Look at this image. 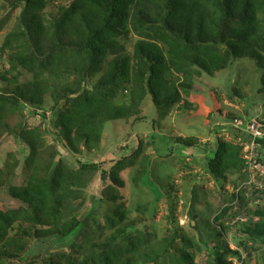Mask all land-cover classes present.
<instances>
[{
    "label": "rangeland",
    "instance_id": "rangeland-1",
    "mask_svg": "<svg viewBox=\"0 0 264 264\" xmlns=\"http://www.w3.org/2000/svg\"><path fill=\"white\" fill-rule=\"evenodd\" d=\"M33 1L0 0V260L180 264L185 247V264H264L241 231L264 222V144L248 128L264 126V0L255 39L231 0H208L212 17L183 0L184 18L133 0L103 53L77 62L115 4ZM218 140L238 154L211 166Z\"/></svg>",
    "mask_w": 264,
    "mask_h": 264
},
{
    "label": "trees",
    "instance_id": "trees-1",
    "mask_svg": "<svg viewBox=\"0 0 264 264\" xmlns=\"http://www.w3.org/2000/svg\"><path fill=\"white\" fill-rule=\"evenodd\" d=\"M15 1H18V2L19 1H26V2H28V6L26 9H28L27 10L28 12H33L34 7H35V1H33V0H15ZM82 1H84L83 6L84 5L86 6V4L89 6L88 3L90 1H93V0H82ZM102 1L105 2V4H108L110 1H112L115 4L112 7V8H114V10L108 11V8L99 10L98 13H99L100 17H99L98 21H99V24H101V27L99 28L97 33L94 32L95 35L93 37L86 38V40L83 41L82 44H80V46H76L75 49H73V51L71 50L72 53L69 52V54H72V58L75 56L77 57L80 55H84L86 57L82 56V59H84V60L87 59V61H89V59L93 60L92 59L93 56H97V52L103 53V50L105 48L103 46H105L107 44L110 37H113L115 35L114 32H115L116 27L114 25L117 23V21L118 22H119V20L121 21V19L124 17V15H126V12L129 11L130 4L133 2V0H102ZM182 1L183 0H173V1L169 0V2H171L173 5L172 11L174 12V14L178 13L179 18H184V14L182 13V11H180V9L184 8V6L182 5ZM207 1L208 0H205V1L190 0L189 4H187L189 6V12H190L189 15L191 16L192 14H194V12H196V11L198 12V10L200 8V9L205 10V14H208V16L209 15L211 17L214 16V15H212V9L211 8L209 11V7H208L209 2H207ZM216 1H217L216 8L219 7L220 9H221V6L223 5V3L226 2V1L221 2L220 0H216ZM226 4H227V7L231 6L234 11L239 12V13H237V12L236 13L240 17V20L241 19L243 20V25L237 26V29L239 30L238 32L240 33L241 30H243L245 28V30H247L249 32V34H251V36L255 39L254 36L256 34V32H255L256 25L254 23H256L255 20H256V14H257V10H258L257 5H261V1L260 0H231L230 2L227 1ZM119 5H122V7L121 8L118 7L117 9H115V7L119 6ZM83 10H84V8H83ZM93 10H95V9H93ZM93 10L92 11L90 10L91 11L90 12L89 8H87L86 10H84L85 12H83V16H87L88 14H90L91 16L97 17V14L94 15L95 13H93ZM185 12H186V10H185ZM263 16H264V12H263ZM262 19L264 21V18H262ZM166 25H167V28L169 26H171L169 31H171L174 28V25H172L168 22H166ZM108 26L110 27L111 31L106 32L105 29H107ZM153 26L154 25H152L150 27V30L151 29L154 30L152 28ZM154 32H158V29H156V31H154ZM162 37L164 39L165 38L170 39L171 36H170V34L164 33L162 35ZM54 51H52L49 55H51ZM69 54H67V56ZM64 58L65 57H63V59ZM50 60L52 62H55L56 55L53 57L51 55ZM75 61L77 62L80 60H78V57H77V60H75ZM225 61H226V58H222L220 60V62L217 64H219L221 67H224ZM156 69H160V66H158ZM82 100H84V101L88 100V102L91 103L93 100V96L89 95V97H87L85 99L83 98ZM262 143L264 144V139L262 140ZM137 150H138V148L136 149V151ZM237 154H238L237 148H235L234 146H232L228 143L221 142L218 140V143L216 145V150L214 151V155L209 160V162L212 161L213 163L212 164L208 163V164L211 166H214L215 164L217 166H219L222 163H224V161H227L228 159H230V157L234 158ZM118 161H121V160H118ZM255 213L260 214V215L262 214L261 211H256ZM3 225L1 227H3ZM241 231L246 235V239H245L246 242L251 241L252 244H255L256 242L260 241L261 243H264V222H263V220L255 223L253 226L248 223L245 227L243 226L241 228ZM246 242H244V245H246ZM128 245H129V243H127L126 246H128ZM132 246H134L133 243H132ZM132 246L130 245L129 247H127L126 252L134 251ZM242 246H243V244H242ZM234 253H236L238 255L237 251ZM114 255H116V252H114V254H111V255L103 258L102 260H100V264H112L113 259H114V257H113ZM176 258H177L176 261L180 264H185L186 262L192 260L191 253H189L188 250L185 249V247L181 248L178 251ZM0 264H4V262L2 260H0Z\"/></svg>",
    "mask_w": 264,
    "mask_h": 264
},
{
    "label": "built area",
    "instance_id": "built-area-1",
    "mask_svg": "<svg viewBox=\"0 0 264 264\" xmlns=\"http://www.w3.org/2000/svg\"><path fill=\"white\" fill-rule=\"evenodd\" d=\"M248 128H249V132H250V135L252 136V137H254L255 138V140H257V142L259 141V139H262V138H264V126H263V128L262 127H260V124H258V123H256V121H251V123L248 125ZM242 138H240V136H238V138H237V141L239 142H236V143H238V144H242L241 143V140ZM241 140V141H240ZM254 141V140H253ZM251 152H252V149L250 150ZM245 153H247V152H245ZM246 158H248V159H246L248 162H250L252 165H256V163H257V161L256 160H253V158H249V157H246ZM247 162V163H248Z\"/></svg>",
    "mask_w": 264,
    "mask_h": 264
},
{
    "label": "clouds",
    "instance_id": "clouds-1",
    "mask_svg": "<svg viewBox=\"0 0 264 264\" xmlns=\"http://www.w3.org/2000/svg\"><path fill=\"white\" fill-rule=\"evenodd\" d=\"M264 138H262V139H259V142H262V140H263Z\"/></svg>",
    "mask_w": 264,
    "mask_h": 264
},
{
    "label": "crops",
    "instance_id": "crops-1",
    "mask_svg": "<svg viewBox=\"0 0 264 264\" xmlns=\"http://www.w3.org/2000/svg\"><path fill=\"white\" fill-rule=\"evenodd\" d=\"M188 127V126H187ZM189 128V127H188Z\"/></svg>",
    "mask_w": 264,
    "mask_h": 264
}]
</instances>
